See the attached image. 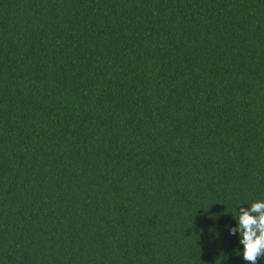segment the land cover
<instances>
[{
  "label": "trees",
  "instance_id": "16d2710c",
  "mask_svg": "<svg viewBox=\"0 0 264 264\" xmlns=\"http://www.w3.org/2000/svg\"><path fill=\"white\" fill-rule=\"evenodd\" d=\"M257 200L264 0H0V264H246Z\"/></svg>",
  "mask_w": 264,
  "mask_h": 264
},
{
  "label": "clouds",
  "instance_id": "9594fccd",
  "mask_svg": "<svg viewBox=\"0 0 264 264\" xmlns=\"http://www.w3.org/2000/svg\"><path fill=\"white\" fill-rule=\"evenodd\" d=\"M236 220L238 226L231 228L230 234L239 233L246 264H258L264 258V200L239 207Z\"/></svg>",
  "mask_w": 264,
  "mask_h": 264
}]
</instances>
